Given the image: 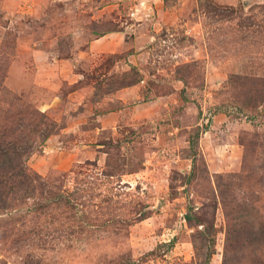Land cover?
<instances>
[{"label": "rangeland", "instance_id": "obj_1", "mask_svg": "<svg viewBox=\"0 0 264 264\" xmlns=\"http://www.w3.org/2000/svg\"><path fill=\"white\" fill-rule=\"evenodd\" d=\"M257 77L264 0H0V133L38 174L0 208V264H221L215 174L264 218Z\"/></svg>", "mask_w": 264, "mask_h": 264}, {"label": "trees", "instance_id": "obj_2", "mask_svg": "<svg viewBox=\"0 0 264 264\" xmlns=\"http://www.w3.org/2000/svg\"><path fill=\"white\" fill-rule=\"evenodd\" d=\"M256 80L264 83V78L257 77ZM263 98L264 88L258 84L252 90V104L257 105ZM37 112L45 118L43 113ZM41 123L46 124V127L49 125ZM50 133L47 129L45 136ZM21 134L9 139L8 133H0V208L10 204L18 189H24L23 198L33 197L37 189L38 174L30 171L25 161L31 145L27 136L23 132ZM247 134L245 132L241 136L247 138ZM256 138H248L250 150L258 146ZM234 176L241 177V173H216L214 177V185L228 221L221 264H264V218L254 216L257 214L255 212H260V195L255 190L243 188L241 184L232 185L230 181ZM259 178L263 179L257 188L264 192V177ZM73 195L75 200L80 197L77 190L73 191ZM185 218L191 219L188 215ZM213 250L209 252L213 253Z\"/></svg>", "mask_w": 264, "mask_h": 264}]
</instances>
